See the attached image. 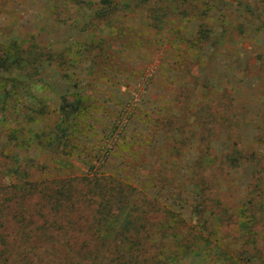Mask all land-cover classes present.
Returning <instances> with one entry per match:
<instances>
[{"label":"rangeland","instance_id":"rangeland-1","mask_svg":"<svg viewBox=\"0 0 264 264\" xmlns=\"http://www.w3.org/2000/svg\"><path fill=\"white\" fill-rule=\"evenodd\" d=\"M113 1L112 12L103 17L102 0H0V50L15 52L9 44L14 40L41 55L34 67L21 64L3 71L0 63L1 78L10 84L9 96L0 95V161L39 153L47 162L50 155L33 142L34 130L49 134L58 122L61 97L79 96L82 118L68 128L73 154L61 160V172L111 174L170 206L186 223L194 217L198 185L214 188L215 181L224 203L238 205L247 184L260 177L264 202V164L241 161L221 167L218 154L205 151L217 174L210 176L205 169L199 175V148L186 137L202 134L196 126L199 105L192 106L197 100L206 101L218 118L214 128L219 138L210 136L216 142L228 139L226 118L239 104L233 100H255L252 110L264 106L261 28L248 24L239 52L230 28L217 34L220 46L211 52L201 53L198 43L184 42L193 36L194 7H202L217 29L223 22L246 23L237 17L236 3L250 0ZM257 1L264 6V0ZM152 10L166 13L159 31L149 24ZM60 55L65 57L63 71L55 65ZM247 132L246 145L254 134ZM254 144L264 154V136L255 137Z\"/></svg>","mask_w":264,"mask_h":264},{"label":"trees","instance_id":"trees-1","mask_svg":"<svg viewBox=\"0 0 264 264\" xmlns=\"http://www.w3.org/2000/svg\"><path fill=\"white\" fill-rule=\"evenodd\" d=\"M113 2L102 0L99 12L103 17L112 12ZM236 5L237 17L247 22L238 20L231 26L223 22L217 29L202 14V7H194L193 36L184 41L186 45L198 43L201 53L211 52L220 46L218 35L230 28L237 36L233 41L239 52L247 38L248 24L264 31V25L258 26L264 24V6L257 0L244 4L238 1ZM149 15V24L157 31L163 29L166 13L152 10ZM9 44L16 50H0L3 71L21 64L34 67L41 56H35L18 41L11 40ZM64 58L60 55V60H55L59 71H63ZM1 75L0 72V95L6 98L10 84ZM66 99L64 95L59 101L58 122L49 134L34 130L33 142L50 155L47 162L39 159V153L35 157H17L12 163L0 161V264H264L260 177L247 184L238 205L224 203V193L215 181L214 188L198 185L194 217L186 223L170 206L160 205L155 198L111 174L70 176L61 172L65 170L61 160L73 154L72 132L68 128L82 118L80 97ZM233 101L239 104L229 110L224 127L228 139L221 142H216L219 132L214 125L219 121L208 103L197 100L192 104L199 105L196 126L202 127V134L186 137L199 148L200 157L195 160L199 175L205 169L210 176L217 174L212 156L205 151L218 154L221 167L232 168L241 161L254 166L264 164V154L253 145L255 137L264 136V106L252 110L255 100ZM247 131L254 134L246 145L242 141L249 135ZM210 136L217 139L211 140ZM175 137L180 136H173L175 141L180 139Z\"/></svg>","mask_w":264,"mask_h":264}]
</instances>
